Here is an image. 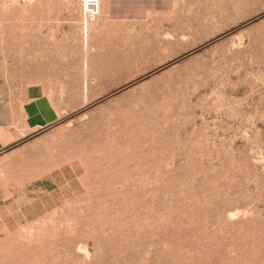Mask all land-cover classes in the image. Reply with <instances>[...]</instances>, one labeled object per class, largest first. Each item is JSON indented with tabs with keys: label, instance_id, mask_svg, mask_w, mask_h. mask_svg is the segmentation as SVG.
<instances>
[{
	"label": "rangeland",
	"instance_id": "374dc122",
	"mask_svg": "<svg viewBox=\"0 0 264 264\" xmlns=\"http://www.w3.org/2000/svg\"><path fill=\"white\" fill-rule=\"evenodd\" d=\"M98 2L0 0V264H264V0Z\"/></svg>",
	"mask_w": 264,
	"mask_h": 264
},
{
	"label": "crops",
	"instance_id": "0c3cea01",
	"mask_svg": "<svg viewBox=\"0 0 264 264\" xmlns=\"http://www.w3.org/2000/svg\"><path fill=\"white\" fill-rule=\"evenodd\" d=\"M28 101L25 109L26 124L30 128H42L55 122L60 114L54 105L46 98L42 88L32 85L27 89ZM0 139V148L5 147Z\"/></svg>",
	"mask_w": 264,
	"mask_h": 264
},
{
	"label": "built area",
	"instance_id": "2783aa9c",
	"mask_svg": "<svg viewBox=\"0 0 264 264\" xmlns=\"http://www.w3.org/2000/svg\"><path fill=\"white\" fill-rule=\"evenodd\" d=\"M98 0H83L84 18H92L98 13Z\"/></svg>",
	"mask_w": 264,
	"mask_h": 264
}]
</instances>
